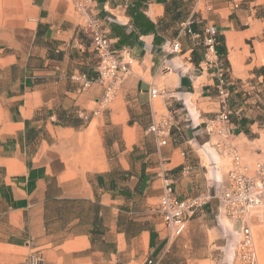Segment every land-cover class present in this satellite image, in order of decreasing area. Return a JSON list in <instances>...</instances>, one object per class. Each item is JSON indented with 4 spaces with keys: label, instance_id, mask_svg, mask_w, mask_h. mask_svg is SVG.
Instances as JSON below:
<instances>
[{
    "label": "crops",
    "instance_id": "crops-1",
    "mask_svg": "<svg viewBox=\"0 0 264 264\" xmlns=\"http://www.w3.org/2000/svg\"><path fill=\"white\" fill-rule=\"evenodd\" d=\"M239 1L93 0L83 13L67 0H0V264L234 261L239 224L215 196L228 184L219 157L230 146L252 164L264 154V8L254 6L264 0ZM91 18L129 51L131 74L106 107L104 85L71 78H96ZM219 65L229 138L207 130L221 109ZM164 118L161 143L149 127ZM165 179L179 198L214 196L175 238L158 211Z\"/></svg>",
    "mask_w": 264,
    "mask_h": 264
},
{
    "label": "built area",
    "instance_id": "built-area-1",
    "mask_svg": "<svg viewBox=\"0 0 264 264\" xmlns=\"http://www.w3.org/2000/svg\"><path fill=\"white\" fill-rule=\"evenodd\" d=\"M74 8L83 13L89 12L93 0H67ZM190 21L185 23L189 29ZM84 30L92 39L94 51L97 55L96 78H90L86 73L72 74L71 78L79 84L80 89L89 88L95 81L100 82L105 87V93L98 100L100 107H106L120 85L130 76L131 69L127 57L129 51L115 47L112 39L101 29L100 20L91 18ZM218 41V30L210 25L205 28L203 43L207 49V58L216 54V44ZM181 50L179 40L171 42V51ZM123 55V56H122ZM221 96V109L217 116L207 124L210 134L223 135L229 138L232 134V110L229 106L230 90L226 70L219 65L218 69ZM151 95H160V91L153 87ZM85 120L89 115L83 114ZM172 124L169 119H161L152 123L149 130L160 138L161 143H166V137L170 135ZM263 150H260L262 152ZM227 154L231 159V167L228 171V184L225 188L216 192L221 206L226 213L239 224L240 240L235 259L230 264H260L258 248L256 244L253 225L255 219L264 221V154L250 163L235 146H230ZM214 196L210 193H201L186 198H179L170 179H165L163 193L158 204L164 227L169 238L182 235L191 219L204 212L206 206ZM39 258L33 259L38 261ZM149 264H152L149 261Z\"/></svg>",
    "mask_w": 264,
    "mask_h": 264
},
{
    "label": "rangeland",
    "instance_id": "rangeland-1",
    "mask_svg": "<svg viewBox=\"0 0 264 264\" xmlns=\"http://www.w3.org/2000/svg\"><path fill=\"white\" fill-rule=\"evenodd\" d=\"M252 1L256 0H240V5H251ZM254 6L263 7L264 8V2H255ZM231 159L226 154L219 157V168H222V173L227 174L229 165H230ZM228 224L229 221H227ZM253 230L255 234L256 244L259 252V262L260 264H264V225H253Z\"/></svg>",
    "mask_w": 264,
    "mask_h": 264
},
{
    "label": "trees",
    "instance_id": "trees-1",
    "mask_svg": "<svg viewBox=\"0 0 264 264\" xmlns=\"http://www.w3.org/2000/svg\"><path fill=\"white\" fill-rule=\"evenodd\" d=\"M262 9H263V8H262ZM218 37H219V35H218ZM149 261H151L152 264H155L154 261H153L152 259H148V261L146 262V264H149Z\"/></svg>",
    "mask_w": 264,
    "mask_h": 264
}]
</instances>
